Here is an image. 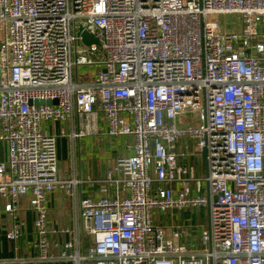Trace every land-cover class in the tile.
Instances as JSON below:
<instances>
[{
	"label": "built area",
	"instance_id": "1",
	"mask_svg": "<svg viewBox=\"0 0 264 264\" xmlns=\"http://www.w3.org/2000/svg\"><path fill=\"white\" fill-rule=\"evenodd\" d=\"M85 66L92 76L78 74ZM58 123L73 141L129 137L130 152L99 180L60 178ZM0 141L7 237L21 236L14 218L27 196L38 260L55 259L48 235L80 226L88 246L75 238L57 258L264 264V0H0ZM84 181L98 189L76 202L74 226L49 227L48 195ZM201 207L196 246L184 227L167 237L153 223L156 210Z\"/></svg>",
	"mask_w": 264,
	"mask_h": 264
},
{
	"label": "crops",
	"instance_id": "2",
	"mask_svg": "<svg viewBox=\"0 0 264 264\" xmlns=\"http://www.w3.org/2000/svg\"><path fill=\"white\" fill-rule=\"evenodd\" d=\"M65 124H55L50 129L57 135V167L60 178L80 177L83 180L87 176L94 179H101L105 170L114 162L119 155L129 153L125 150L126 144L131 142L129 137H109L106 135L87 136L79 141H73L67 134H61ZM66 151V157L70 162L64 171L58 165V157ZM84 155V156H83ZM7 157L6 145L0 141V162ZM70 166V167H69ZM98 189V184L89 185L82 182L76 186L74 193L67 194L61 189H56L48 195V224L57 230L62 228H72L77 220L76 202L80 198L92 195ZM5 200L0 198V264H76L72 260L59 257L62 252H66L65 244L78 238L77 246L82 251L90 243V237L82 234L79 228L75 233L58 232L48 235L49 252L55 259L42 261L37 259V251L34 246L37 236L34 231V212L29 208L28 197H21L18 201V211L14 222L21 227L22 233L16 242L7 237V232L13 223L12 218L4 210ZM207 208L166 212H153L154 225L164 228L166 236L171 237L172 231L184 227L189 235L181 240L189 246H196L198 230L208 223ZM72 249H75L73 245Z\"/></svg>",
	"mask_w": 264,
	"mask_h": 264
},
{
	"label": "rangeland",
	"instance_id": "3",
	"mask_svg": "<svg viewBox=\"0 0 264 264\" xmlns=\"http://www.w3.org/2000/svg\"><path fill=\"white\" fill-rule=\"evenodd\" d=\"M223 23H227L226 28L229 30H232L234 28L236 29V27H238V20H237L236 16H227L226 18H223ZM97 69H99V68H97ZM91 72H93L92 68L90 66H85V67H82L79 69L78 74L82 75V74L88 73L89 77H90V76H92L90 74ZM184 122H190V124L193 126L199 124V122L196 121L194 118L180 119L179 124H183ZM192 161H194V160L192 159ZM70 162H71V160H70ZM70 162L68 160V157H66V151L65 152L62 151L61 154L59 152L58 165H59L61 171H64L67 167V163L70 165ZM193 164H194V162H193ZM200 171H202V172L204 171V166L202 165V163L200 165H197L196 170H195L196 175H198L200 173ZM200 231H201V228L198 230V233H200Z\"/></svg>",
	"mask_w": 264,
	"mask_h": 264
},
{
	"label": "water",
	"instance_id": "4",
	"mask_svg": "<svg viewBox=\"0 0 264 264\" xmlns=\"http://www.w3.org/2000/svg\"><path fill=\"white\" fill-rule=\"evenodd\" d=\"M81 36H82V41L85 44H87V45H89L91 43L98 44V39L96 37H94L92 34L88 33L87 31L83 30L81 32ZM50 102H51L50 100H47V101L40 100V101H38L39 104H44V103L49 104ZM35 103H37V102H35ZM202 163H203L204 166L206 165V150L205 149H203V151H202Z\"/></svg>",
	"mask_w": 264,
	"mask_h": 264
}]
</instances>
